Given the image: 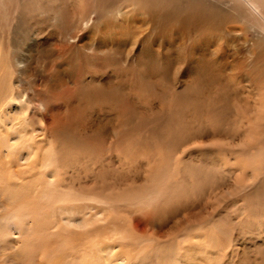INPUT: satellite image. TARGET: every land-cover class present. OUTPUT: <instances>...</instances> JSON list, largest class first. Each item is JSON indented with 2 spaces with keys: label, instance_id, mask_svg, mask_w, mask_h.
Wrapping results in <instances>:
<instances>
[{
  "label": "rangeland",
  "instance_id": "374dc122",
  "mask_svg": "<svg viewBox=\"0 0 264 264\" xmlns=\"http://www.w3.org/2000/svg\"><path fill=\"white\" fill-rule=\"evenodd\" d=\"M48 7L50 12L65 10L69 18L78 10L61 8L59 2ZM44 16L40 10L28 24L8 23L0 33V264H217L218 251L222 264H233L240 255L225 246L214 250L218 240L209 217L202 225L177 223L168 237L161 234L173 215L183 214L179 199L186 201V192L172 195L171 186L181 179L182 162L193 152L175 162L168 151L166 162L172 166L157 205L128 204V196L145 190L142 173L147 170L144 178L150 176V156L159 143L143 138L150 128L144 114L132 118L140 133L128 140L119 111L103 112L93 105L99 87L94 84L118 90L107 97L115 104L122 86L129 91L131 83L134 91L145 80L136 68L102 75L104 54L61 35L58 14L47 20ZM67 32L81 36L72 27ZM38 33L47 38L40 39L42 47L35 53ZM141 94L138 100L148 96ZM127 96L134 99L131 92ZM138 104L140 108L144 102ZM118 106L124 111L125 105ZM115 129L120 136L109 143ZM101 132L104 137L99 138ZM190 195L195 204L202 201ZM225 209L228 215L237 214L236 208ZM81 219L87 223L79 227Z\"/></svg>",
  "mask_w": 264,
  "mask_h": 264
},
{
  "label": "bare ground",
  "instance_id": "6f19581e",
  "mask_svg": "<svg viewBox=\"0 0 264 264\" xmlns=\"http://www.w3.org/2000/svg\"><path fill=\"white\" fill-rule=\"evenodd\" d=\"M53 2L78 10L71 18L63 9L50 12L48 4ZM40 10L45 20L58 14L63 19L61 35L75 39L78 47L104 54L102 75L114 77L136 68L145 80L134 91L131 83L129 91L122 86L116 105L107 97L118 90L94 84L99 87L93 105L103 112L117 109L127 122L128 140L140 133L132 118L146 116L150 128L143 138L159 143L150 156V176L144 178L147 170L142 173L145 190L128 196V204L157 205L172 166L166 162L168 151L175 162L193 152L182 162L181 179L171 186L172 195L186 192V201L179 199L183 214L171 217L162 236L168 237L177 223L198 226L209 217L218 240L214 250L225 246L240 255L233 264H264V0H0V33L9 25L28 24ZM69 27L81 36L72 37ZM43 37L36 36L35 53ZM129 92L134 95L131 101ZM139 93L144 102L140 108ZM80 110L76 104L75 113ZM132 111V117H124ZM191 193L202 201L195 204ZM225 208H236L237 214L228 215ZM222 263L218 251L217 264Z\"/></svg>",
  "mask_w": 264,
  "mask_h": 264
}]
</instances>
